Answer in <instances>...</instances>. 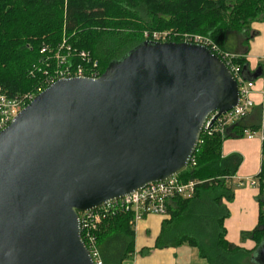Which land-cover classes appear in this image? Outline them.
Instances as JSON below:
<instances>
[{
  "label": "water",
  "instance_id": "95a60500",
  "mask_svg": "<svg viewBox=\"0 0 264 264\" xmlns=\"http://www.w3.org/2000/svg\"><path fill=\"white\" fill-rule=\"evenodd\" d=\"M238 98L225 64L183 42L144 40L98 77L50 84L0 132V264H93L78 212L182 172Z\"/></svg>",
  "mask_w": 264,
  "mask_h": 264
},
{
  "label": "trees",
  "instance_id": "16d2710c",
  "mask_svg": "<svg viewBox=\"0 0 264 264\" xmlns=\"http://www.w3.org/2000/svg\"><path fill=\"white\" fill-rule=\"evenodd\" d=\"M264 18V0H0V90L8 97L35 92L50 72L43 44L55 49L63 40L97 60L101 74L110 62L122 59L142 42L143 32L169 30L197 33L225 49V36ZM72 61L81 62L72 51ZM53 63V61H51ZM241 69L243 57L236 61ZM253 81V80H252ZM248 130L262 136L261 167L255 178L259 212L256 226L241 232L254 245L247 249L226 239L225 204L234 196L231 178L241 156L221 154L222 141L245 137ZM193 161L177 178L198 181L191 198L175 197L167 206L153 248H196L207 264H257L254 253L264 241V104L228 127L225 134L201 132ZM132 214H107L93 233L103 264H122L134 251ZM142 248L141 255L149 253Z\"/></svg>",
  "mask_w": 264,
  "mask_h": 264
},
{
  "label": "built area",
  "instance_id": "2783aa9c",
  "mask_svg": "<svg viewBox=\"0 0 264 264\" xmlns=\"http://www.w3.org/2000/svg\"><path fill=\"white\" fill-rule=\"evenodd\" d=\"M172 34L169 32L145 31L143 32V39L157 43L183 42L203 46L225 64L236 80L239 90L237 104L225 113L217 115L215 119L213 118L217 113H211L206 118L201 131L207 134H211L213 131L225 134L232 123L250 112L253 107V101L250 98L253 81L247 79L249 76L245 75V71L236 62L240 56L220 48L212 39L201 34ZM72 51L76 53L81 62L74 63L72 61ZM40 53L46 55L44 59L50 69L44 84L38 87L35 92L25 93L13 98L8 97L0 90V132L9 125L14 117L37 94L56 80L72 77L95 78L100 75L97 60L92 58L89 52L71 49L64 40L55 49L43 44L40 48ZM260 66L263 72L264 55L261 57ZM244 134L246 137L254 135L253 132L248 130ZM191 161H193L192 157L189 162ZM249 182L253 185L256 184L254 179H251ZM197 184L198 181L193 180L183 182L177 178V175H174L162 181L149 183L139 190L109 201L94 210L78 212L81 239L89 252L93 264H103L97 249L93 230L107 214L129 212L132 214L131 222L133 224L150 214L166 216L167 206L172 199L175 197L191 198L195 193V186Z\"/></svg>",
  "mask_w": 264,
  "mask_h": 264
},
{
  "label": "crops",
  "instance_id": "0c3cea01",
  "mask_svg": "<svg viewBox=\"0 0 264 264\" xmlns=\"http://www.w3.org/2000/svg\"><path fill=\"white\" fill-rule=\"evenodd\" d=\"M225 49L233 52L246 61L245 75L250 77L264 55V18L251 21L247 28L236 32H229L224 40ZM250 98L254 106L264 104V71L253 80ZM262 136L260 132L251 137H229L222 141L221 154L238 153L242 160L235 175L231 178L234 185V196L231 202H225L229 216L224 220L226 239L244 248H251V239L241 240V232L252 230L257 224L259 205L256 197L259 188L249 181L257 175L261 167ZM168 216L150 214L134 224V251L130 258L122 264H207L198 256L196 248L186 243L176 248H153L155 239L160 231L162 220ZM150 231V234H147ZM142 248H149V253L141 255Z\"/></svg>",
  "mask_w": 264,
  "mask_h": 264
},
{
  "label": "rangeland",
  "instance_id": "374dc122",
  "mask_svg": "<svg viewBox=\"0 0 264 264\" xmlns=\"http://www.w3.org/2000/svg\"><path fill=\"white\" fill-rule=\"evenodd\" d=\"M158 32H169L171 35H173L172 33H176V32H173V31H169V30H161V31H158ZM185 33H187V32H185ZM180 34V33H179ZM183 34V33H182ZM188 34H192V33H188ZM178 37V36H177ZM259 78V77H258ZM236 138H242V137H236ZM167 216V215H166ZM147 234H150V231L147 233Z\"/></svg>",
  "mask_w": 264,
  "mask_h": 264
}]
</instances>
